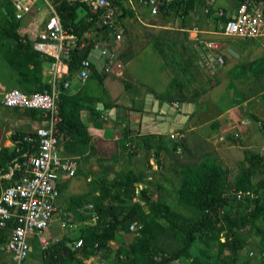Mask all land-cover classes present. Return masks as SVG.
<instances>
[{"label":"crops","instance_id":"1","mask_svg":"<svg viewBox=\"0 0 264 264\" xmlns=\"http://www.w3.org/2000/svg\"><path fill=\"white\" fill-rule=\"evenodd\" d=\"M3 2L0 0V7ZM52 6L56 9L58 4L52 3ZM237 6V0H206L205 3L197 0L183 21L173 14L152 15L150 7L138 0H132L131 4L122 1L115 8L116 26L121 35L119 40L101 28L96 17L93 26L81 38L93 44L86 56L98 45L113 56L102 69L93 65L101 77L104 92L98 89V82L91 76V71L83 83L78 80V71L72 74L68 93L72 96L80 93L95 100L103 114L100 120H94L88 111L80 112V119L91 137L90 148L83 155H77L75 144L62 137L59 155L75 158L77 172L73 177L52 174L58 197L54 203L55 219L46 232L51 240L65 241L69 247L74 246L80 230L94 225L97 220L87 214L91 203L80 204L79 200L73 199L85 194L97 196L102 185L122 173H145V181L139 183L141 190L147 188L155 199L158 193H164L170 187L169 182L175 183L174 172L179 166L200 162L205 146L208 149L206 155H213L226 170L227 180L231 170L241 164L245 153L257 154L264 159V130L256 125L257 122L264 123V38L227 37L218 28L223 21L219 12H224L225 19L232 18ZM45 8L39 11L37 2L26 15H33V19L23 21L26 16L21 19L20 36L30 42L35 41L39 28L50 15L49 10L46 14ZM37 13H41L42 18L34 22ZM90 18L87 11L77 22L83 20L85 24ZM77 22L74 19V23ZM196 25L199 31L193 34L191 30ZM209 41L221 44L222 63H217L216 53L205 47ZM49 69V63L43 66L45 82ZM15 79L14 72L0 57V99L9 88L15 87ZM173 81H177L181 89L175 88L168 94L170 101L161 99L166 95L167 88H173ZM148 94L152 97L149 99L151 102L159 101L160 112L164 110V103L177 108L182 104H191L192 110L188 116L181 118L180 121L184 122L181 129L171 133L161 134L147 129L144 132L128 125V143L129 146L134 145L130 153L118 144L120 134L113 119L117 112L125 114L122 108L134 104V108L128 111L127 124L136 121L138 116L134 111L141 110ZM180 96L185 100L179 102L177 99ZM112 104L115 106L110 107ZM0 108L4 107L0 104ZM110 109L115 110L113 117L107 114ZM208 111L211 113L209 117ZM11 115L9 126L12 129L6 133L1 130L0 138V148L9 151L13 150L9 140L11 133L31 132L38 121ZM242 120H247L248 124L240 125ZM235 132L239 136L233 140L231 135ZM170 134L180 135L182 147L179 152L172 151L175 142L169 138ZM184 146L186 153L182 154ZM10 166L9 163L1 168L0 190L13 183L9 176ZM262 170L264 172V163ZM62 221H67L65 227H61ZM129 235H124L123 240ZM7 236L8 229L2 234L0 246ZM28 243V256L19 264H45L36 237L29 236ZM115 254L104 259L100 252L83 258V262L111 264ZM0 264L17 263L9 253L0 250Z\"/></svg>","mask_w":264,"mask_h":264},{"label":"trees","instance_id":"2","mask_svg":"<svg viewBox=\"0 0 264 264\" xmlns=\"http://www.w3.org/2000/svg\"><path fill=\"white\" fill-rule=\"evenodd\" d=\"M110 1L114 8L122 1L126 3V0ZM199 1L205 3L206 0ZM237 1L239 4L241 0ZM196 2L160 0L158 14H173L184 21ZM52 3L58 4L54 9L63 28L80 41L82 35L93 26L96 16L90 13L85 3L78 0H53ZM79 6L85 8L92 17L85 24L83 20L74 23L75 11ZM20 27L21 21L15 19L10 1L4 0L0 7V57L16 75L15 88L25 94L40 92L47 88L43 66L50 64L53 59L35 50L33 42L20 36ZM92 46L88 42L84 48L71 52L67 62L68 79L81 69V61L87 58L85 53ZM89 68L91 76L98 82V89L103 93L101 77L92 64ZM172 86L167 88L166 95L161 96V99L170 101L168 94L175 88L181 89L177 81H173ZM177 100L181 102L185 98L180 96ZM96 103L80 93L72 96L64 91L59 95L61 121L58 129L64 139L75 144L77 155L86 153L91 142L89 131L80 119V112L86 110L91 119L100 120L103 113L98 110ZM133 108L134 104L122 108L125 114L117 112L113 119L120 134L118 144L123 150L130 149L127 118L128 111ZM12 110L18 117L31 120L43 117L39 110ZM23 135L24 132H12L9 140L16 141ZM178 140H172L175 142L172 146L174 152L178 147L181 149L182 144ZM14 157L13 150L0 148V171L6 164H11ZM263 163L261 156L245 153L236 175L232 180H227L226 170L219 161L213 155H205L196 165L179 166L174 172L175 183L169 182L170 187L164 193H158L154 200L148 197L151 194L147 188L135 193V184L145 181V173H122L102 185L97 196L85 194L73 199L79 200L80 204L91 203L87 214H95L97 221L80 230L77 238V241L81 240L80 247L73 249L65 241L57 242L42 252L43 261L45 264H85L83 258L98 252L106 259L110 255L111 244L119 239L121 244L111 264H174V261L182 264H264ZM14 180L15 177L11 182ZM236 193H240L239 198ZM134 222L137 224L134 239L124 241L123 236L130 234L128 228ZM12 224V221L8 222V227ZM4 231L0 229V239ZM248 233L258 248L253 258L249 252H245V256L241 254L248 244H252Z\"/></svg>","mask_w":264,"mask_h":264},{"label":"built area","instance_id":"3","mask_svg":"<svg viewBox=\"0 0 264 264\" xmlns=\"http://www.w3.org/2000/svg\"><path fill=\"white\" fill-rule=\"evenodd\" d=\"M39 1L46 4L50 15L39 28L33 48L53 59L49 64L50 78L46 82L47 88L40 92L25 94L19 89L11 87L4 92L0 99V104L4 108L39 110L43 116L36 121V127L31 132L12 141L15 157L11 161L9 176L11 179L15 177V180L0 190V229H8V236L4 244L0 246V250L9 253L17 264L28 256L29 236L36 237L42 252L58 242L57 239L51 240L46 233L55 219L54 203L58 197V190L51 177L53 173H62L73 177L77 172L75 158L59 155V145L63 136L58 129L61 121L58 98L62 92L69 90L70 79L67 78V62L71 52L75 49H82L88 44L86 39L78 41L74 34L63 28L57 13L48 0H10L15 19L21 20L31 12ZM78 1L87 5L90 13L97 17L101 28L112 33L116 40L121 38L116 26L115 8L110 0ZM131 2L132 0H126L127 4H131ZM138 2L148 5L152 15L158 13L160 0H138ZM219 16L223 21L218 24V28L224 36L253 40L264 38V0H241L235 8L232 18L224 20V12L221 11ZM198 31L199 26L192 27L193 34ZM205 47L216 53L217 63H222L220 56L222 47L219 42H206ZM112 57L109 55V60ZM90 64L87 58L81 61L78 80L82 83L88 78ZM247 124V120L240 121V125ZM256 125L259 129L264 130V123L257 122ZM238 136L239 134L236 132L231 135L233 140ZM169 138L176 140L180 138V135L170 134ZM220 140H224V138H220ZM129 147L131 152L134 145L130 144ZM179 151L178 147L176 152ZM141 188V185L136 183L135 193H139ZM235 195L239 198L240 193ZM92 218L97 219V216L93 214ZM10 221L13 224L8 227ZM66 225L67 221L61 222V227ZM136 228L137 224L134 222L130 224L129 231L133 233ZM245 230L242 232L244 233ZM220 240L223 241V239ZM81 244V240H78L74 244V248L80 247ZM173 263L182 264L179 261Z\"/></svg>","mask_w":264,"mask_h":264},{"label":"water","instance_id":"4","mask_svg":"<svg viewBox=\"0 0 264 264\" xmlns=\"http://www.w3.org/2000/svg\"><path fill=\"white\" fill-rule=\"evenodd\" d=\"M75 22L80 19L87 11L79 6L76 11ZM89 62L96 68L102 69L108 62L109 52L102 46H96L92 52L87 55ZM151 95H147L144 99L143 105L140 111H134V114L138 116L137 120L131 122L129 127L139 128L141 131L146 132H159L165 134L166 132H173L179 130L182 127L183 121H180L182 117L188 116L191 113V104H182L180 108L176 106L164 103L163 112L158 110V100L150 101ZM162 105V106H163ZM161 106V110H162ZM107 114L111 117L115 114L114 109L107 111ZM147 129V130H146Z\"/></svg>","mask_w":264,"mask_h":264},{"label":"rangeland","instance_id":"5","mask_svg":"<svg viewBox=\"0 0 264 264\" xmlns=\"http://www.w3.org/2000/svg\"><path fill=\"white\" fill-rule=\"evenodd\" d=\"M49 1V3H50V5L52 6V0H48ZM38 7H39V11L41 10V9H44L45 8V4L43 3V2H38ZM53 7V6H52ZM46 8H47V6H46ZM45 8V10H46V14L48 13V8L46 9ZM54 8V7H53ZM55 10V9H54ZM26 16V15H25ZM42 18V15H41V13H37V15H36V17H35V19H34V22H36V21H39L40 19ZM30 19H33V15H32V17H31V15L30 16H26L24 19H23V21H25V20H28V21H30ZM21 21V20H20ZM22 21V22H23ZM50 78V76L48 75V79ZM48 79H47V81H48ZM46 81V82H47ZM11 114H15V112H14V110H12V109H4V108H0V138H1V136H2V131L4 132V133H6V132H8L10 129H12L9 125H10V118H12L13 116L11 115ZM207 114H208V117L211 115V113H210V111H208L207 112ZM16 115V114H15ZM208 117H204L203 119H207ZM7 119V120H6ZM2 130V131H1ZM3 139H4V137H3ZM186 139H188V137L186 138ZM189 140V139H188ZM187 146V145H186ZM186 146H184L183 148H182V154H185L186 153ZM182 147V146H181ZM188 147V146H187ZM208 151V149H207V147L205 146V147H203V149H202V154H203V156H205ZM261 152H263L262 150H261ZM201 154V155H202ZM236 172H237V168L235 169H232L231 170V172L229 173V180H232L233 179V177L236 175ZM148 197L150 198V199H152L153 197L151 196V195H148ZM247 236L249 237V239L251 240L250 242L252 243V244H248L247 245V247H246V249L244 250V251H242V255L243 256H245V254L246 253H248L249 252V256L250 257H255L256 256V252H257V250H258V248H257V246L255 245V242H254V240H253V237L248 233L247 234ZM134 238V234L131 232L130 233V235H129V237L128 238H126V240L125 241H130V240H132ZM248 239V240H249ZM121 244V241L118 239V240H116V241H114L112 244H111V252H110V255L111 254H113L114 252H116V250H115V248L116 247H118L119 245ZM246 252V253H245Z\"/></svg>","mask_w":264,"mask_h":264},{"label":"clouds","instance_id":"6","mask_svg":"<svg viewBox=\"0 0 264 264\" xmlns=\"http://www.w3.org/2000/svg\"><path fill=\"white\" fill-rule=\"evenodd\" d=\"M109 55H110V54H109ZM108 60H109V59H108ZM138 184H139V183H138ZM137 194H138V193H137ZM151 200H154V199L152 198ZM96 220H97V219H96ZM128 229H129V228H128ZM129 232H130V231H129ZM134 232H135V231H134ZM134 232H133V233H134ZM130 233H131V232H130ZM76 242H77V241H76ZM73 248H74V246H73Z\"/></svg>","mask_w":264,"mask_h":264}]
</instances>
